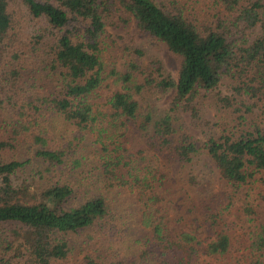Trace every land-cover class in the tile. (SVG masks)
<instances>
[{
  "label": "trees",
  "instance_id": "obj_1",
  "mask_svg": "<svg viewBox=\"0 0 264 264\" xmlns=\"http://www.w3.org/2000/svg\"><path fill=\"white\" fill-rule=\"evenodd\" d=\"M18 1L39 23L31 40L48 57L55 90L20 104V120L27 116L33 128L23 123L12 141L0 142V150H14V140L24 136L36 148L28 161H0V264H64L76 250L69 237L85 231L95 234L76 264H264V219L248 204L241 233L227 222L242 188L264 186V0H0L2 72L15 31L11 4ZM114 12L125 13L181 61L177 79L159 67L141 71L140 85L133 73H118L123 90L103 111L92 98L106 80L100 39ZM8 71L16 87L19 67ZM224 79L231 95L218 93L217 103L238 117L202 147L171 112L199 119L200 93L217 91ZM146 86L173 92L170 111L159 118L142 113L133 92ZM24 107L31 113L25 116ZM55 120L78 131L89 157L69 156V146L55 141ZM138 120L146 147L131 153L123 138ZM202 151L219 171L227 199L221 210L203 214L212 234L205 238L191 230L198 220L170 218L164 189L169 166ZM86 159H94L93 168L77 173ZM33 163L37 177L18 182Z\"/></svg>",
  "mask_w": 264,
  "mask_h": 264
},
{
  "label": "rangeland",
  "instance_id": "obj_2",
  "mask_svg": "<svg viewBox=\"0 0 264 264\" xmlns=\"http://www.w3.org/2000/svg\"><path fill=\"white\" fill-rule=\"evenodd\" d=\"M11 6L15 11V31L12 40L6 41L7 50L3 60L5 68H3V72H0L1 75H4L12 64L19 67V77L15 82L16 87H12L9 83L7 77L10 78V75H4L6 80L3 79L0 83V142L12 141L13 130L18 128L20 131L23 123L26 127L33 128V126H29L31 119L26 116L31 113V108L24 107L26 118L20 120L19 115L22 112L20 104L35 100L39 96H47L55 90L54 74L46 65L49 62L48 57L42 53L43 48L37 44L33 45L31 40L38 32V21L28 15L26 7L19 1L13 2ZM258 34L259 30L251 34L250 38L253 39ZM100 45L103 74L106 80L102 89L92 98V102L99 110L106 111L107 103L112 95L123 90V84L117 81L118 73H133L139 85L144 84V75L141 71L150 68L157 69L159 67L165 75H170L174 79L178 77L180 58L169 51L163 43L139 31L135 21L123 12H114L106 19L105 33L100 39ZM13 57H17V60H14ZM131 65L139 66L140 71L133 70L130 68ZM9 80H12V77ZM229 86V80L224 79L217 91H202L200 93L195 103L199 111V119H192L191 115L182 112L183 110L176 111L177 113L171 112L176 125L186 128L194 136L198 145L202 147L212 136L215 137L222 132L223 128L227 127L226 124L237 120V114L221 109L217 103L218 93H221V96L231 95ZM133 97L139 102L142 113L151 112L155 118L170 111L174 101L173 92L162 94L149 86L143 87L138 92L134 91ZM54 123V139L59 144L69 146V150H67L70 153L69 156L76 152L79 156H90L91 149L87 150L81 141L76 140V136L79 138L77 130L59 120H55ZM138 123L139 120L135 125H130L123 138V142L131 153L146 147L143 132ZM14 141H19L14 143L16 145L14 150H0V161H28V159H32L36 150L32 147V143H29L24 136H20L19 140ZM66 145L62 148H66ZM92 163L95 164L94 159H86L82 168H76V172L80 174L83 169H92L94 165ZM38 168V164H30L25 171L18 175V182L24 179L28 182L33 181L37 177ZM164 189L168 200L166 210L170 218L184 217L185 220L192 222L198 220L194 222L191 230H196L201 238L210 237L212 234L205 229L203 214L210 209L221 210L222 207L227 206V199L226 187L220 178L219 171L206 153L200 152L188 163L170 165L167 169ZM248 204L258 213L257 219H264V186L261 182L255 183L253 187L242 188L235 197L227 214V222L232 226L233 232L241 233V227L248 224L243 212ZM94 234L93 231H85L69 237L76 250L75 255L64 264L79 262L85 255L80 250H84L88 237ZM195 264L215 263L212 260L199 259Z\"/></svg>",
  "mask_w": 264,
  "mask_h": 264
}]
</instances>
